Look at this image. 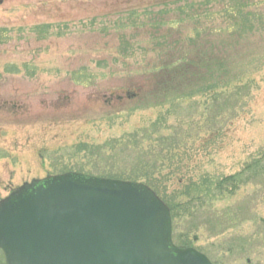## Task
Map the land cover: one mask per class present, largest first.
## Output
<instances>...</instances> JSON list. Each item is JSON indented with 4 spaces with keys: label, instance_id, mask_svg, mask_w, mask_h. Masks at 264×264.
<instances>
[{
    "label": "rangeland",
    "instance_id": "1",
    "mask_svg": "<svg viewBox=\"0 0 264 264\" xmlns=\"http://www.w3.org/2000/svg\"><path fill=\"white\" fill-rule=\"evenodd\" d=\"M189 38L228 58L235 81L178 105L130 103ZM263 154L264 0H0V200L68 172L151 175L176 195L178 177L231 176ZM202 211L212 224L173 221L176 245L264 264V177Z\"/></svg>",
    "mask_w": 264,
    "mask_h": 264
},
{
    "label": "water",
    "instance_id": "2",
    "mask_svg": "<svg viewBox=\"0 0 264 264\" xmlns=\"http://www.w3.org/2000/svg\"><path fill=\"white\" fill-rule=\"evenodd\" d=\"M0 250L6 264H213L175 245L171 211L149 186L77 172L0 200Z\"/></svg>",
    "mask_w": 264,
    "mask_h": 264
},
{
    "label": "trees",
    "instance_id": "3",
    "mask_svg": "<svg viewBox=\"0 0 264 264\" xmlns=\"http://www.w3.org/2000/svg\"><path fill=\"white\" fill-rule=\"evenodd\" d=\"M239 40L238 38H232L229 42L236 43ZM187 43L189 45L183 47V49H180V44H176L178 47L172 50L178 52L167 53L160 57L159 62L150 71V79L154 82L152 90L145 96L144 94L141 95V90H139L141 93L139 95L138 93L130 94L128 97L130 103L137 102L139 108L143 107L144 104V107L160 106L168 101L178 105L177 103L206 92H214L218 87L225 86L223 88H226L235 81L231 79L233 67L229 65V59L222 55L216 57V53L212 54L213 52L209 50L212 47L210 42H206L201 48H197V42L193 38H189ZM162 142H165V140H162ZM161 146H164V144ZM161 152L163 153L162 149ZM145 155L140 156L144 158ZM146 164L144 162L139 163L141 170L147 169ZM157 166V163H154L150 168L154 171ZM102 177L144 182L155 190L169 206L173 221L187 214L192 218L206 220L207 222H203L206 225L212 224L209 217L203 216L202 209L206 198L210 197L211 200H218L233 197L251 181L258 177H264V154L260 158H253L240 172L231 176L214 179L202 177L197 182L190 181L187 184H184V179L178 177L180 179L178 184L181 185L182 189L176 195L164 191L163 186L165 185L163 182L160 183L151 175L105 174ZM160 192H163V196L160 195ZM181 247H189V245L185 243Z\"/></svg>",
    "mask_w": 264,
    "mask_h": 264
}]
</instances>
